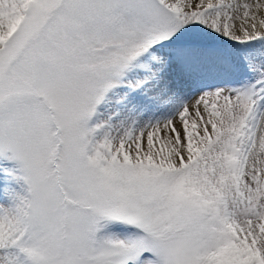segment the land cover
I'll return each mask as SVG.
<instances>
[{"label": "snow or ice", "instance_id": "1", "mask_svg": "<svg viewBox=\"0 0 264 264\" xmlns=\"http://www.w3.org/2000/svg\"><path fill=\"white\" fill-rule=\"evenodd\" d=\"M0 264H264V0H0Z\"/></svg>", "mask_w": 264, "mask_h": 264}]
</instances>
